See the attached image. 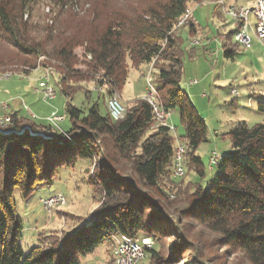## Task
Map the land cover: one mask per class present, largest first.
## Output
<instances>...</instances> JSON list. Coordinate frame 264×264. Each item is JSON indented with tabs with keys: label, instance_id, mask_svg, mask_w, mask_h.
Instances as JSON below:
<instances>
[{
	"label": "trees",
	"instance_id": "trees-1",
	"mask_svg": "<svg viewBox=\"0 0 264 264\" xmlns=\"http://www.w3.org/2000/svg\"><path fill=\"white\" fill-rule=\"evenodd\" d=\"M36 1L0 0V42L17 53L19 62L0 56V69L20 64L29 74L38 68L40 57H47L65 69L63 83L72 77L77 63L75 50L82 47L91 56L86 65L103 73L113 95L128 81V61L140 67L155 60L159 69L156 86L163 107L166 112L178 108L186 128L183 161L204 177V163L196 152L207 141L208 126L181 87L182 41L176 33L180 28L177 23L191 0H152L149 5L122 4L119 8H108V4L100 7L99 0H94L93 13L85 10L82 15L68 5L74 0H49L53 5H46L48 13L35 5ZM187 25L194 32V22L182 26ZM223 47L224 56L234 59L236 49L226 43ZM160 61L169 63L159 66ZM43 66L49 65L44 62ZM61 90L71 97L65 87ZM259 108L264 110V102ZM12 116L13 123L6 127L10 132H0V264H80L81 256L105 241L112 246L113 254L119 234L149 237L154 244L167 234L180 238L178 243L165 244L166 257L154 244L145 247L149 264L197 259L190 248L196 239L184 235L180 221L172 219L169 212L173 201L160 188V180L175 167L172 129L159 125L146 136L156 121L147 101H136L119 120H113L109 112L101 114L98 103L84 112L68 102L71 127L64 133L51 125ZM26 125L36 133L12 131ZM227 135L232 150L216 165V179L206 185L197 183L179 213L188 222L214 233L212 241L224 247L225 253L237 254L250 264H264V122L239 123ZM94 158L97 178L90 184L100 187L101 205L66 238L53 237L49 246H34L25 253L21 243L24 224L14 189L19 188L28 198L40 185L51 184L60 168L74 167L79 159ZM200 258L204 260L205 254ZM113 261L115 264L114 254Z\"/></svg>",
	"mask_w": 264,
	"mask_h": 264
},
{
	"label": "rangeland",
	"instance_id": "rangeland-1",
	"mask_svg": "<svg viewBox=\"0 0 264 264\" xmlns=\"http://www.w3.org/2000/svg\"><path fill=\"white\" fill-rule=\"evenodd\" d=\"M151 1L99 0L98 6L103 7L105 4H108V8H119L122 4L144 6L152 3ZM251 2V0H191L188 6L192 9L195 33L191 32L189 25L178 26L180 28L176 32L179 33L182 41L181 87L189 94L208 126L207 141L203 142L196 152L203 160L205 176L198 175L183 161L185 168L183 177L175 176L173 168L169 175L160 180V188L167 195L169 194V199L173 201L169 212L172 219L180 221L179 227L182 228L184 235L189 234L196 239V244L190 248L194 249L193 255L196 257L197 254V259H181L179 264H250L237 254L225 253L224 247L212 241L215 237L214 233L183 219L179 209L187 204V198L194 193L197 183L206 185L209 180L216 179L217 167L210 165V156L213 151L223 156L229 152L226 149L232 150L227 133L243 120L248 125L264 122V110L259 108L260 103L264 102V46L252 28H249L253 38L252 48L248 49L239 44L236 39V21L226 14V7L230 5H251ZM35 5H41V8L48 13L49 6L46 5L53 3L49 0H37ZM68 5H73V12L82 15L85 10L93 13L95 1L74 0ZM250 20L254 21L253 15L250 16ZM195 39L199 42L194 43ZM224 43L236 49L234 59L224 56ZM75 54L77 58L75 70L71 74L72 77L66 78L63 83L61 80L66 73L65 69L60 63L47 57H40L38 68L29 74L24 73L25 67L20 64L1 67L0 116L15 112L25 119L20 118L24 122L49 125L46 118L48 115L65 114V122L61 125L68 131L71 127L67 116L68 102L84 112H88L91 106L98 103L101 114L105 115L108 112L107 100L112 96L111 85L102 72L91 70L86 65L91 60V56L86 55L82 47H78ZM0 56L12 57L14 63H19L17 53L2 42H0ZM44 62L52 68L48 81L55 90V97L51 100L44 99L38 90L39 82L44 79L42 78L45 71ZM168 63V61H160L158 65ZM156 64L154 60L149 64L133 67L128 61L129 78L124 88L117 94L126 110L136 101L142 100L148 86L149 75L153 76L156 84L159 73ZM7 72H11L12 75L3 78L2 76ZM61 86L66 88L71 97H67L62 92ZM159 96L161 98L160 93ZM33 114L35 118L32 117ZM168 123L173 127L172 135L176 150L180 144H186L183 138L186 135V128L180 120L178 108L171 109ZM159 125V120H156L146 136L154 132ZM96 162V158L79 159L74 167L60 168L51 184L40 185L28 198L23 197L19 188L14 189L13 197L24 224L21 243L25 253L34 246H49L53 237L66 238L86 223L91 211L101 205L103 195L100 187H93L90 184L94 178H97L94 169ZM55 194L64 195L66 204L47 209L44 200L49 195ZM167 236L168 234L162 237L159 243L154 244L165 257L168 249L165 244L172 245L180 241V238ZM201 254H205L204 260L200 258ZM184 256L188 255L184 252ZM149 262L148 257H145L139 264H149ZM80 264H114L112 246L105 241L93 252L81 256Z\"/></svg>",
	"mask_w": 264,
	"mask_h": 264
},
{
	"label": "built area",
	"instance_id": "built-area-1",
	"mask_svg": "<svg viewBox=\"0 0 264 264\" xmlns=\"http://www.w3.org/2000/svg\"><path fill=\"white\" fill-rule=\"evenodd\" d=\"M251 5H230L226 7V14L229 15L235 23H238L236 39L239 44L245 48H252L253 38L249 32V28H252L260 41L264 46V0H251ZM192 9L188 8L186 13L180 18L177 23L178 26L187 24L189 21H192ZM254 16V21L250 20V16ZM199 40L195 39L194 43H198ZM44 75L39 82L38 90L42 93V96L46 100H51L55 97V90L49 84V76L52 72L50 66L44 67ZM11 72L5 73L2 77L9 78ZM147 88L144 93L142 100L147 101L155 114V119L159 120L160 125L170 126L168 123V116L170 112H166L163 107L162 100L159 96V91L156 84L154 83L153 76L149 75L147 78ZM116 92L110 96L107 100L108 112L113 120L122 119L125 116L126 108L123 105L122 100L117 95ZM66 115L53 114L47 117L49 125L55 127L61 131L60 123L65 121ZM14 121V118L11 114H6L0 116V132H10V129H6L7 126L11 125ZM24 130H28L30 133H36L31 128L30 125H26L22 129H12L13 132L20 133ZM62 132V131H61ZM64 133V132H63ZM43 137L49 138L45 132L39 133ZM186 150V144H180L174 153V164H175V176L183 177L185 175V168L183 166L184 153ZM221 156L217 151H213L210 156V165L216 166L220 160ZM66 204V198L64 195L55 194L49 195L44 200V205L47 209L56 208L57 206H62ZM89 218V217H88ZM154 244L152 238L142 237V238H132L127 235L119 234L115 237L114 240V260L115 264H139V262L145 258V247L150 248Z\"/></svg>",
	"mask_w": 264,
	"mask_h": 264
},
{
	"label": "crops",
	"instance_id": "crops-1",
	"mask_svg": "<svg viewBox=\"0 0 264 264\" xmlns=\"http://www.w3.org/2000/svg\"><path fill=\"white\" fill-rule=\"evenodd\" d=\"M192 22H194V21L192 20ZM121 95H122V94H121ZM12 114H15L16 117H17L18 119H20V118H21V119H24V118H22V117H19L15 112H14V113H11V115H12ZM53 114H55V113H53ZM53 114H50V115H53ZM50 115H48L47 117H49ZM59 115H63V114H59ZM32 117L35 118L36 116L33 114ZM47 117H46V118H47ZM63 122H65V121H63ZM63 122H62V123H63ZM243 122H245V120H243ZM34 123H35V122H34ZM241 123H242V122H241ZM37 125H38V124H37ZM60 128H61V131H62V132H66V131H67V130H65V129L62 127L61 123H60ZM216 135H217V133H216ZM228 149H229V148H228ZM228 149H226V151H230V149H229V150H228ZM93 209H94V208H93ZM92 212H93V210L91 211V214H92Z\"/></svg>",
	"mask_w": 264,
	"mask_h": 264
}]
</instances>
